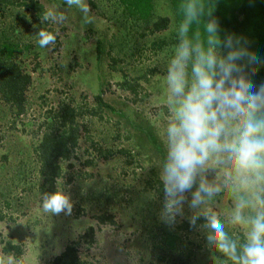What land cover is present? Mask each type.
<instances>
[{"label": "rangeland", "instance_id": "374dc122", "mask_svg": "<svg viewBox=\"0 0 264 264\" xmlns=\"http://www.w3.org/2000/svg\"><path fill=\"white\" fill-rule=\"evenodd\" d=\"M39 1L46 12H63L67 20L62 24L43 21L19 7L0 13V42L28 41L34 45L31 50L40 56L36 60L37 68L29 53L19 56L33 77L27 91L26 113L16 118L0 99V215L3 216L0 240L22 246L23 254L16 258L18 264H50L68 242L75 240H79L78 252L85 264H227L225 258L206 249L198 230L182 236L186 246L183 252L182 248L170 253L153 246L154 233L169 227L159 216L164 196L158 198L155 190L146 185L152 177L151 167H157V161L145 150H138L141 153L138 155L126 139V120L138 118L145 119L158 138V125L164 115L167 59L175 46L171 39L176 22L170 0H153V16L147 22L127 17L114 0H87L94 18L91 24L84 23L78 9L63 7L60 3L65 0ZM158 17L169 18L168 28L147 36L148 27ZM44 28L51 29L57 37L55 45L48 48L38 44L39 31ZM87 32L90 38L82 40ZM97 32H103L116 47L120 38L127 40L135 46L133 53H129L132 56L121 64H114L105 53L98 58ZM154 40L165 43L158 54L148 50ZM140 48L144 50L139 55ZM116 53L113 52L115 56ZM153 68L155 71L150 74L148 71ZM122 71L132 81L149 74L148 81L138 82L137 95L117 85L122 81ZM100 92L113 111L106 109L102 118L79 119L84 136L72 159L64 163V177L58 180V190L69 196L72 211L58 215L45 213L39 193L41 178L34 158L39 125L45 112L60 101L92 108L94 97ZM92 141L111 149L114 155L109 159L98 157ZM120 149L135 153L129 157L120 154ZM89 160L93 164L88 165ZM148 206L152 210L150 219L143 222L141 210L146 212ZM210 206L222 220L226 219L230 201L224 195L216 197ZM78 211L81 214L77 215ZM102 213L115 215L116 224L98 223L95 216ZM190 214L185 207V217ZM182 220L186 218H178L176 224ZM89 228L93 229L92 242L85 236ZM229 231L234 237L242 235L239 229L230 227ZM1 247L0 257L8 256Z\"/></svg>", "mask_w": 264, "mask_h": 264}, {"label": "clouds", "instance_id": "9594fccd", "mask_svg": "<svg viewBox=\"0 0 264 264\" xmlns=\"http://www.w3.org/2000/svg\"><path fill=\"white\" fill-rule=\"evenodd\" d=\"M65 3L78 9L85 24L93 23L87 0ZM205 16L204 37L199 32L190 37ZM66 20L56 10L43 15V21L56 24ZM38 35L41 48L55 45L54 33ZM260 65L264 57H255L244 37L221 36L210 8L198 0L186 3L164 77L156 163L164 193L159 216L169 227L186 218L202 234L206 249L227 264H264V83L257 86L250 79ZM220 195L230 201L223 220L210 206ZM72 207L63 191L42 197L45 213L70 214ZM185 207L191 213L186 217ZM230 227L242 236L234 237ZM0 264L18 262L8 255Z\"/></svg>", "mask_w": 264, "mask_h": 264}, {"label": "trees", "instance_id": "16d2710c", "mask_svg": "<svg viewBox=\"0 0 264 264\" xmlns=\"http://www.w3.org/2000/svg\"><path fill=\"white\" fill-rule=\"evenodd\" d=\"M122 8V11L130 18H137L141 21L147 22L153 16L154 4L153 0H114ZM189 0H170L171 8L174 12L176 22V32L172 36L173 43H177V32L181 21L184 18V8ZM207 9H211L212 14L219 20L221 26V36L225 34H236L244 37L248 42V49L255 57H264V0H198ZM63 7H67L66 3H60ZM10 7L23 8L26 11L33 13L38 19H43L46 13L45 6L39 0H0V13ZM207 17H202L200 24H194L192 31L189 33L190 37L199 32L201 38L204 37L203 22ZM169 18L158 17L148 27L147 36L154 35L158 32L164 31L168 28ZM44 31L53 32L51 29ZM96 53L101 59L103 53L111 58L114 64H121L126 57H131L129 53H133L135 46H131L120 38L117 47L111 44V40L104 36L103 32L96 33ZM90 38V33H86V37L82 40ZM151 47L147 49L155 54L163 50L164 41H152ZM34 48L32 43L11 42L3 39L0 42V99L9 107L11 113L19 118L27 111V91L32 85L33 77L25 70L24 65L20 59V54L31 55L34 60L35 68H37L39 52L31 50ZM144 50V49H143ZM142 48L138 51L139 55L143 52ZM146 50V49H145ZM30 51V52H29ZM117 51L115 56L113 52ZM141 51V52H140ZM39 65V64H38ZM72 67V66H71ZM114 69V66L111 65ZM155 68L148 72L152 74ZM147 75L143 74L133 81L127 78V74L122 71V81L117 85L123 90L137 95L139 81H148ZM250 79L259 86L264 83V65L258 66V70L250 76ZM101 92L94 97L95 106L92 108H85L74 106L71 102L67 103L60 101L54 108H50L45 112V117L41 125H39V140L34 148V158L39 168V176L41 178V186L39 193L43 197L45 194L59 192L58 180L64 177V163L69 162L76 150L80 147V141L84 134L82 132L83 125L79 119L84 117L102 118V115L109 109V105L102 99ZM128 129L126 130V139L133 146L137 154L145 150L155 156V161L158 160L161 147L159 140L151 128L149 123L143 119L126 120ZM119 134V133H118ZM119 137V135H118ZM92 149L96 152L98 157L109 159L114 155L111 149H104L98 142L92 141ZM134 150L120 149L118 152L126 156H131L135 153ZM88 165L93 164L92 160L87 161ZM152 177L146 181V185L151 190H155L156 196L161 198L164 196L163 187L159 179L158 167H151ZM70 180V179H69ZM146 212L142 211L143 222L150 219L149 214L151 208L148 206ZM78 211L76 214H81ZM98 223L101 225L111 224L115 225V215L102 213L95 216ZM3 216L0 215V220ZM153 221V220H152ZM152 221L146 223L151 224ZM202 222V221H201ZM155 226V225H154ZM196 231L186 220H182L176 224L172 229L169 227L159 228L153 236V246L159 249H164L170 253L177 252L180 248H186L183 242L185 234ZM85 236L93 241V229L89 228ZM242 236V235H241ZM3 244V245H2ZM79 240L68 242L63 250L56 255L50 264H85L81 260L78 252ZM0 246L3 254L14 255L19 259L22 254V246L15 245L10 242H2ZM179 252V251H178ZM163 258V257H162Z\"/></svg>", "mask_w": 264, "mask_h": 264}]
</instances>
